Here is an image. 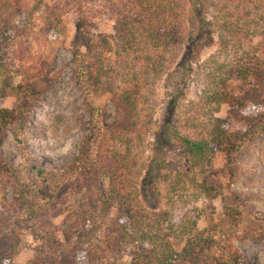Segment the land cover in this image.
Returning a JSON list of instances; mask_svg holds the SVG:
<instances>
[{
    "label": "rangeland",
    "instance_id": "1",
    "mask_svg": "<svg viewBox=\"0 0 264 264\" xmlns=\"http://www.w3.org/2000/svg\"><path fill=\"white\" fill-rule=\"evenodd\" d=\"M42 1L51 4L57 0ZM58 1L61 4L68 2L61 16L64 27L48 42L44 43L37 34L42 25L40 16L30 31L20 33L26 18L21 12L4 31L9 38L3 40L0 54L7 64L17 66L16 50L23 44L29 52L38 54L50 65L45 77L32 81L36 91L43 90L40 101L34 99L29 116L17 120L10 130L0 134V152L13 170L22 162L15 135L22 136L31 161L37 160L47 169L72 161L80 142L96 132L100 133L105 147L119 153L126 152L124 146L110 138L109 126L115 116L111 92L130 87L128 84L132 82L122 80L126 75L119 74L120 66L114 55L108 53L103 63L107 73H99L90 94L82 93L71 62L72 50L83 48L75 30L78 2ZM205 2L212 40L201 38L207 44L192 63L187 85L176 102L173 119L177 130L190 136L197 132L207 135L213 119L226 114V104L216 111L206 95L215 88L217 76L226 75L223 69L246 56L264 57V0ZM79 3L86 11L95 14L93 33H113L116 11L113 0H80ZM185 18L183 41H178L175 35L162 51V71L150 72L153 61L160 60L156 53L142 55L141 52L138 58H129L134 63L132 68L135 71L131 70L136 73L133 78L139 87L141 123L139 136L127 157L129 171L120 177L126 183L121 196L131 214L130 220L129 214L123 220L127 223L125 233L111 229L119 214V204H113L106 215L97 208L98 198L103 196L107 185L97 174L92 178L89 176L88 182L78 188H62L53 181L46 183L49 199L45 210L32 212L26 217L20 215L19 206L13 202L12 183L0 178V264H133V258L140 252H161L166 240L174 250L177 249V237L182 227L197 214L200 215L197 229L214 223L229 231L231 209L238 213L237 224L230 230L232 244L243 255L244 264H264V133L239 152L233 165H228L223 154L213 145L209 162L203 169L197 167L193 171L184 169L185 155L170 136L163 142L158 157L165 159L171 168L167 164L151 165L154 135L170 99L175 77L171 76L169 82L167 74L175 75L185 39L191 33L190 29H195L188 15ZM172 21L175 24L177 20L172 18ZM10 80L15 83L18 77L13 75ZM230 82L238 91L240 82ZM22 101L21 96L0 94V107L14 108ZM90 106L102 109L99 130L92 126ZM250 110L256 114L264 113L261 106ZM151 168L156 178L152 177ZM148 171L147 186L144 187L142 178ZM122 172L126 173V170ZM33 179L29 181L25 177L22 185L23 192L30 193L28 199H35L40 186V182ZM53 179L55 181L56 176ZM205 188H210L211 192ZM81 215L88 220L85 224V229L91 231L88 235H80L76 229ZM144 239L148 242L145 243ZM173 264L185 262L179 260Z\"/></svg>",
    "mask_w": 264,
    "mask_h": 264
},
{
    "label": "trees",
    "instance_id": "2",
    "mask_svg": "<svg viewBox=\"0 0 264 264\" xmlns=\"http://www.w3.org/2000/svg\"><path fill=\"white\" fill-rule=\"evenodd\" d=\"M69 1L78 2L75 30L83 48L72 50L71 62L74 64V77L82 93L90 94L95 88L94 82L99 73H107L103 63L108 53L114 55L115 62L120 66L119 74L126 75L122 80L132 82L128 84L130 87L123 90L114 89L111 92L115 116L109 126L110 138L124 146L126 152L119 153L105 147L100 133L96 132L94 136L80 142L78 153L72 161L55 169H47L37 160L31 161L28 147L22 136L15 135L22 162L16 170H13L0 152V178L8 184L12 183L13 202L19 206L20 215L26 217L32 212L45 210L49 199L46 183L53 181L55 185L62 188L70 186L78 188L88 182L89 176L92 178L97 174L107 182L103 196L98 198L97 208L106 215L105 213L113 204H119V216L117 215L115 223L111 224V229H120L122 230L120 232L125 233L127 223L123 220H126L127 214L130 220L131 214L125 206L127 204L125 199L121 196L126 183L120 177L123 178L129 171L127 157L129 149L139 136L141 123L139 87L136 78H133L136 74L135 69L132 68L134 63L129 58H138L141 52H143L142 55L156 53L157 59L160 60L153 61L150 72L162 71L164 47L168 46L175 35L178 41L181 39L183 41L184 22L187 15L194 23L195 29H190L191 33L185 39L184 48L175 68V75L167 74L169 82L171 76L175 77L170 90V99L154 135L155 148L151 161V165L167 164L169 169L171 168L165 159L158 157L163 142L171 136L185 155L184 169L193 171L197 167L199 170L203 169L209 162L213 145L223 154L225 162L233 165L239 152L250 141L264 133V113L256 114L250 110L254 106H261L264 109V57L246 56L237 60L235 64L228 65L227 69H223V74L226 73V75L217 76L215 88L212 92L209 90L206 95H208V102L215 105L216 111H219L221 105H227L225 116L213 119L207 135L201 132L192 136L182 134L173 125L176 102L183 94L184 86L187 85L192 63L207 44L206 40L201 38L207 37L212 40V37H209L210 17L207 16L205 0H113L116 11L112 34L93 33L92 19L95 14L92 11H86L79 3L80 0ZM65 4H61L58 0L51 4H45L42 0H0V48L3 40L9 38L4 34L5 28L21 12L25 13L26 18L20 33L30 31L35 24V19L40 16L42 25L37 34L44 43L55 34H60L64 27L61 16L64 13ZM172 18L177 20L175 24ZM220 30L223 29L220 28ZM16 58L18 64L12 67L0 54V94L21 96L23 99L14 108L0 107L1 135L10 130L17 120H23L29 116L33 108V100L36 99L38 102L43 95V90L36 91L33 88L32 81L45 77L50 70L47 61L38 54L29 52L23 44L16 50ZM127 70L129 71L126 73ZM13 75L18 77L15 83L10 80ZM130 75L131 79L128 80ZM233 80L240 82L238 91H235L234 86L231 85L230 81ZM89 112L92 126L99 130L102 109L99 106H90ZM238 126H242L243 129ZM122 170H126V173ZM153 170V168L150 169L153 173L152 177L156 178ZM175 171L179 172L176 169ZM25 177L29 181L34 178L40 182L35 199H28L30 193H24L22 190ZM148 177L149 171L142 178V186H147ZM205 190L211 192L210 188ZM231 211V219L227 225L230 230L235 228L238 215L234 209ZM199 216L197 214L182 227L177 237V249L174 250L166 240L163 242L161 252L158 253V250L148 253L140 252L133 258L132 263L173 264L182 260L185 264H244L243 255L231 242V231H226L214 223H209L199 230L196 228ZM87 221L83 215L79 217L76 227L79 234H90L91 231L85 229ZM138 238L140 239V236ZM144 241L146 243L148 239Z\"/></svg>",
    "mask_w": 264,
    "mask_h": 264
}]
</instances>
